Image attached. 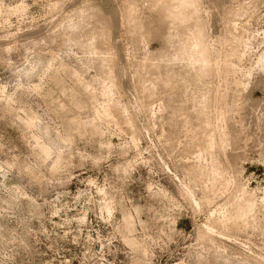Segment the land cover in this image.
<instances>
[{"label":"rangeland","instance_id":"obj_1","mask_svg":"<svg viewBox=\"0 0 264 264\" xmlns=\"http://www.w3.org/2000/svg\"><path fill=\"white\" fill-rule=\"evenodd\" d=\"M259 33L264 0H0V264H264Z\"/></svg>","mask_w":264,"mask_h":264},{"label":"snow or ice","instance_id":"obj_2","mask_svg":"<svg viewBox=\"0 0 264 264\" xmlns=\"http://www.w3.org/2000/svg\"><path fill=\"white\" fill-rule=\"evenodd\" d=\"M118 31H117V35H118ZM258 35H261L262 37H264V33H259ZM257 51L259 52V63H258V70H259V80H258V83H259V86L264 88V44H261L260 48L257 49ZM50 70V65H48L47 67H38V68H30L28 71H23L21 70V73H22V76H28V77H32V76H40L41 78L45 75H47L48 71ZM22 87V85H21ZM31 92L35 93V94H38V89H30ZM11 99V98H9ZM35 123V122H33ZM69 140L68 139H65L64 140V143H68ZM48 151L47 149H45L42 153H41V157L43 159V161L45 163H47L48 161H50L51 159H53L54 157L50 156L48 154ZM85 159H91L89 157H84ZM103 159V157H102ZM97 163L99 161H96ZM13 165H9V167H12ZM42 166V165H41ZM31 167L32 165L30 164L29 165V169L25 170L27 172V176L25 177V179H29L30 181H45L47 180V177L43 176V174L41 173L39 176H35V174L31 171ZM61 170V166L59 163L57 164H54L52 166V171L53 172H56V171H59ZM116 171L118 173H120V179L121 180H127L129 178V174L131 173L132 171V167L131 165H128V166H122V167H119L116 169ZM89 184L92 185V189L91 191L93 193H99V195L101 197H103V199L101 200V209L100 211L103 212L109 220L112 219V216H113V211L115 210L114 209V206H113V202L111 200H109L107 197H108V192L109 190H112V191H118L117 188H115L114 185H111L108 183V181H105L104 182V186L101 187L99 185H97L94 181H89ZM80 195L82 196H85L87 199H88V202L91 203V199L89 197V194L88 193H81ZM190 195V194H189ZM199 205H197L198 207ZM54 215H59V211L57 210L56 212L53 213ZM81 224H84L86 222V216H81L80 217V221H79ZM132 227L131 223L128 224V228L130 229Z\"/></svg>","mask_w":264,"mask_h":264},{"label":"bare ground","instance_id":"obj_3","mask_svg":"<svg viewBox=\"0 0 264 264\" xmlns=\"http://www.w3.org/2000/svg\"><path fill=\"white\" fill-rule=\"evenodd\" d=\"M205 44L203 41L200 42V46H199V49H198V54H203L205 52ZM259 58V57H258ZM258 62H259V59H258Z\"/></svg>","mask_w":264,"mask_h":264}]
</instances>
